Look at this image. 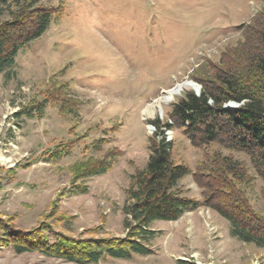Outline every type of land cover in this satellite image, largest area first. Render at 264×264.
<instances>
[{
	"label": "rangeland",
	"instance_id": "374dc122",
	"mask_svg": "<svg viewBox=\"0 0 264 264\" xmlns=\"http://www.w3.org/2000/svg\"><path fill=\"white\" fill-rule=\"evenodd\" d=\"M59 4L64 14L20 50L9 76L0 74V238L1 226L22 232L41 226L74 239L123 238L121 208L130 176L148 158V139L156 132L150 122L166 123L184 93H199L192 75L236 46L264 0L51 2ZM186 82L196 88L151 108L162 92ZM44 100L41 117L24 114ZM165 137L173 160L191 173L217 152L244 162L253 179L237 188L264 216V183L246 156L195 148L180 129ZM101 139L107 141L93 152L91 144ZM64 148L67 154L57 158ZM112 149L119 157L106 174L77 180L75 163L102 159ZM73 180L85 194L68 192ZM179 187L201 203L192 175ZM151 228L158 234L149 244L151 255L97 264H264V248L231 237L229 224L201 205ZM0 264L72 263L0 244Z\"/></svg>",
	"mask_w": 264,
	"mask_h": 264
},
{
	"label": "trees",
	"instance_id": "16d2710c",
	"mask_svg": "<svg viewBox=\"0 0 264 264\" xmlns=\"http://www.w3.org/2000/svg\"><path fill=\"white\" fill-rule=\"evenodd\" d=\"M52 1L0 0V74L9 76L20 50L40 38L52 19L64 14V6H53ZM192 79L200 86L199 93H184L172 105L166 123L150 122L156 132L148 139V158L130 176L121 208L123 238L74 239L52 235L41 226L26 232L1 226L0 244L17 254L39 252L72 264H97L107 257L129 261L152 254L149 244L158 235L152 224L175 222L201 205L229 224L231 237L264 248V216L251 208L236 185L253 179L244 162L217 152L191 173L173 160L172 144L165 137L166 131L180 129L195 148L216 146L242 154L264 183V9L243 28L234 48L225 51L217 64L204 62ZM46 101L24 114L41 117ZM106 141H94L91 150L101 151ZM64 149L57 158L67 154ZM118 157L115 149L102 159L88 157L74 164V176L86 180L104 175ZM190 175L202 191L201 203L185 197L179 187ZM74 181L68 192L85 194L87 189Z\"/></svg>",
	"mask_w": 264,
	"mask_h": 264
},
{
	"label": "bare ground",
	"instance_id": "6f19581e",
	"mask_svg": "<svg viewBox=\"0 0 264 264\" xmlns=\"http://www.w3.org/2000/svg\"><path fill=\"white\" fill-rule=\"evenodd\" d=\"M184 88L195 89L196 86L192 82H186L184 84H177L173 89H171L169 91L162 92L161 97L158 98L156 101H154L152 103V105H150L151 108H153V106L160 105V104H166V103L169 104V102H172L176 96H179L181 94V92L184 90ZM148 110L149 109L146 108V113L149 112Z\"/></svg>",
	"mask_w": 264,
	"mask_h": 264
},
{
	"label": "water",
	"instance_id": "95a60500",
	"mask_svg": "<svg viewBox=\"0 0 264 264\" xmlns=\"http://www.w3.org/2000/svg\"><path fill=\"white\" fill-rule=\"evenodd\" d=\"M231 106H233V105H231Z\"/></svg>",
	"mask_w": 264,
	"mask_h": 264
}]
</instances>
